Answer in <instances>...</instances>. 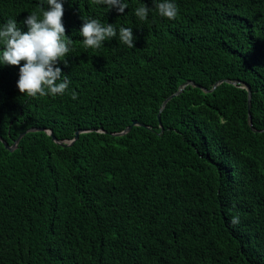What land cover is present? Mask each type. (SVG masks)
I'll use <instances>...</instances> for the list:
<instances>
[{
    "label": "trees",
    "instance_id": "trees-1",
    "mask_svg": "<svg viewBox=\"0 0 264 264\" xmlns=\"http://www.w3.org/2000/svg\"><path fill=\"white\" fill-rule=\"evenodd\" d=\"M125 2L121 15L63 0L73 40L57 64L63 95H22L19 67L0 64L9 146L31 128L59 141L87 131L71 146L45 131L12 151L0 141V264H264V0H173L175 20L153 9L144 21L135 9L153 0ZM38 5L48 7L0 0V25L16 19L27 32ZM89 18L117 37L84 47ZM188 81L198 87L161 111Z\"/></svg>",
    "mask_w": 264,
    "mask_h": 264
},
{
    "label": "clouds",
    "instance_id": "clouds-1",
    "mask_svg": "<svg viewBox=\"0 0 264 264\" xmlns=\"http://www.w3.org/2000/svg\"><path fill=\"white\" fill-rule=\"evenodd\" d=\"M97 5H106L109 10L123 14L128 8L125 0H93ZM47 9L38 5L39 12L30 13L23 24L27 32L18 27L16 19H9L0 25V64L19 67L17 88L22 95L35 98L52 95H63L69 87L68 76H62L58 62L63 61L67 66L65 57L72 51L73 40L66 36L63 25V0H46ZM154 8L141 4L135 9V15L141 21L155 9L159 16L168 20H175L178 7L173 0H153ZM79 32L83 37V45L90 49H99L106 40L117 37V30L113 24H103L97 19L89 18ZM119 41L129 48H134L136 37L132 28L120 27ZM24 62L21 65V62ZM72 99L77 94L72 93ZM232 224L239 223L238 217H233Z\"/></svg>",
    "mask_w": 264,
    "mask_h": 264
},
{
    "label": "water",
    "instance_id": "water-1",
    "mask_svg": "<svg viewBox=\"0 0 264 264\" xmlns=\"http://www.w3.org/2000/svg\"><path fill=\"white\" fill-rule=\"evenodd\" d=\"M222 83H224V81H219V82H217V83L214 85V87H213V89H212L211 91L215 90V89L217 88V86L220 85V84H222ZM189 85H192V86H196V87H198V85L195 84V83L192 82V81H188V82L184 83V84L179 88V90H178L175 94L171 95L170 97H168V98L164 101V103H163V105H162V107H161V111L167 106V104H168L173 98H175L176 96H179V95H181L182 93H184L186 87L189 86ZM245 87L247 88L248 93H249V97H248V111H249V121H250V123H251L252 117H251L250 110H251V98H252V94H251V89H250V87L247 86V85H245ZM202 89L205 90V88H202ZM159 118H160V116H159ZM160 123H161V122H160ZM134 125H139V123H138L137 121H134L133 124H132L131 126H129L127 129H125L124 131H122V132H120V133H117V134H115V135H125V134H127L128 132L131 131V129H132V127H133ZM35 131H45V132H47L49 135H51V136L53 137V140H54L56 143H58V144H60V145H63V146H71V145H72V144L78 139V137H79L80 134L87 132V131H85V130H80V131H77V132H76L74 139H72V140H65V141H59V140H57V139L54 137L53 132H52L51 130H45V129H43V128H31V129H28L26 132L22 133V134L19 136V138L15 141V143L13 144V146H9V145H8V144H7L2 138H1V137H0V141H2V143L5 145V147H6L7 149H9V150L12 151V150H15V149L18 147L19 142L21 141V139H22L27 133L35 132Z\"/></svg>",
    "mask_w": 264,
    "mask_h": 264
}]
</instances>
